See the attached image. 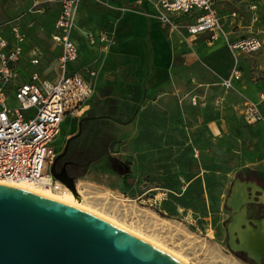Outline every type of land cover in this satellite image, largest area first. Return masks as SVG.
I'll return each mask as SVG.
<instances>
[{
    "label": "rangeland",
    "instance_id": "rangeland-1",
    "mask_svg": "<svg viewBox=\"0 0 264 264\" xmlns=\"http://www.w3.org/2000/svg\"><path fill=\"white\" fill-rule=\"evenodd\" d=\"M31 1L0 0V35L11 42L6 25L23 20L28 46L41 48L49 57V66L51 48L38 28L48 29L59 3L52 2L39 18L29 12L38 9L30 7ZM217 3L221 22L216 29L195 37L180 29L183 40L178 43L175 75L181 85L178 94L191 90L197 97L180 103L176 96L159 97L154 90L147 94L150 98L143 99L134 113L139 134L130 145L134 161L122 157L119 161L110 155L115 142L107 126L109 154L85 170L86 182L79 184L95 205L191 264H249L228 250L223 224L233 180L264 179V101L258 105L262 121L247 120L246 114L248 106L258 101L257 91L264 94V0ZM84 5L86 15L80 23L102 33L109 31L118 15L136 10L134 0H95ZM250 39L257 40L261 48L250 53L233 48ZM234 70L239 71V78L232 88L222 86ZM28 71L26 66L18 70L20 74ZM108 94L100 91L101 97ZM107 106L122 109L120 123H127L129 107L117 100L97 101L94 113L108 118L114 112ZM83 112L71 117L77 122ZM73 128L70 117L60 124L50 144L56 154L63 150L65 135ZM127 138L125 132L120 141L124 148ZM133 164L131 180H127L129 173H125ZM88 165L79 164L80 172Z\"/></svg>",
    "mask_w": 264,
    "mask_h": 264
},
{
    "label": "crops",
    "instance_id": "crops-1",
    "mask_svg": "<svg viewBox=\"0 0 264 264\" xmlns=\"http://www.w3.org/2000/svg\"><path fill=\"white\" fill-rule=\"evenodd\" d=\"M41 1H43V4L40 11L36 9L29 10L30 14H34L39 18L45 14L46 9L52 2L58 1L59 3L60 0ZM87 1L95 0H82L79 5L76 27L71 35L72 40L78 47V58L69 68L72 72H81L84 68H90L97 72V77L93 82V94L82 108L84 112L79 120L80 122H75V119L73 120L70 115H66L61 122L63 123L67 117H70L75 128L66 133L64 148L57 153V160L61 163V171L64 170L67 176L73 179L75 186L79 183L82 186V183L86 182L85 170L102 162L109 154L107 126H110L113 132L112 141L115 142V149L110 155L116 156L119 161L123 159L134 161L135 153L130 145L133 139L139 135L136 132L137 116L135 117L134 113L142 104L143 99L148 100L150 98H147V94L154 90L159 97L176 96L180 103L197 97L193 95L191 90L179 95L181 85H179L180 83L176 79L177 76H175L178 71L176 64L178 43L183 40V37H180V29L184 30L187 36L195 37L189 35L183 27L187 24V21L181 23V19L175 18L173 20L177 23L178 28H171L157 19V12L149 3L134 0L136 10L125 11L118 15L109 31L103 32L109 42L102 44L96 42V44L90 45L86 34L92 33L97 36L102 32H99L97 28L80 23L81 18L86 15L84 3ZM31 3L33 2L31 1ZM217 4V0H215L216 9ZM59 11L60 3L48 29L45 31L42 26L38 28V31L46 36V43L51 48L53 57L49 66L47 65L49 57L41 48L28 46L25 38L19 43L21 57L16 69L18 71L23 66L29 68V71L25 74L18 72L21 80L26 81L32 72H37L41 79L50 82H55L58 79L57 58L60 54V47L51 42L50 34ZM218 18L220 23L221 18L219 15ZM13 25L18 26L20 32L25 36L23 20L18 19L8 23L6 30L9 33ZM204 33L206 32L196 36ZM11 41L14 40L11 38ZM100 46H105L106 51L100 52ZM188 48L190 49L189 46ZM32 58H38L37 65L31 64ZM53 63L55 65L52 66ZM45 67L46 69H44ZM229 79L232 88L237 79L231 76ZM102 90H107L109 94L101 97L100 91ZM257 96L258 101L255 104L260 106L264 101V94L257 91ZM103 99H109L113 102L117 100L127 104L129 107V111H127L129 120L125 125L120 123L124 116V111L120 108L115 110L114 107L109 108L107 106L109 111L114 112L111 115L112 117L109 116L108 118L107 115L101 117L99 114L94 113L95 103ZM125 132L128 137L127 140L129 139L126 148L120 143L124 139ZM94 140L95 142L98 141V144ZM87 142H89L88 146ZM82 163H88L89 165L84 168L83 172H80L79 164ZM133 168L134 164L126 171L125 174L129 173L126 177L127 180H131Z\"/></svg>",
    "mask_w": 264,
    "mask_h": 264
},
{
    "label": "built area",
    "instance_id": "built-area-1",
    "mask_svg": "<svg viewBox=\"0 0 264 264\" xmlns=\"http://www.w3.org/2000/svg\"><path fill=\"white\" fill-rule=\"evenodd\" d=\"M82 0H60V11L50 34L52 43L60 47L57 58L59 76L55 82L41 79L32 72L26 81L19 78L16 69L21 57L24 35L13 25L9 41L0 35V181L34 182L53 191L69 190L51 174V167L57 154L50 144L59 133V126L66 115L82 111L84 103L93 94V82L97 72L84 68L72 72L70 65L78 58V47L72 40L76 27L79 5ZM149 3L157 12V19L171 28H178L171 15L187 21L183 27L191 36L209 32L219 26L215 0H137ZM32 7L41 10L43 1L32 0ZM88 44L109 42L107 36L99 33L86 34ZM257 40L250 39L233 45L248 53L260 48ZM100 46V52L106 51ZM32 65L38 58H32ZM231 77L238 79L239 71ZM222 85L231 87L230 79ZM15 104L10 106L9 104ZM247 120L261 121L257 104L247 108Z\"/></svg>",
    "mask_w": 264,
    "mask_h": 264
},
{
    "label": "water",
    "instance_id": "water-1",
    "mask_svg": "<svg viewBox=\"0 0 264 264\" xmlns=\"http://www.w3.org/2000/svg\"><path fill=\"white\" fill-rule=\"evenodd\" d=\"M54 160V164L57 161ZM51 174L71 192L72 178L64 170ZM249 186V185H246ZM251 186V185H250ZM238 180L231 188L226 206L236 209ZM232 198L234 200L232 201ZM233 216L228 227L229 245L236 250L242 235ZM244 223L247 224L245 221ZM258 225V222L253 221ZM256 264H264V233H257ZM0 264H182L157 248L131 236L93 215L20 189L0 185Z\"/></svg>",
    "mask_w": 264,
    "mask_h": 264
},
{
    "label": "flooded vegetation",
    "instance_id": "flooded-vegetation-1",
    "mask_svg": "<svg viewBox=\"0 0 264 264\" xmlns=\"http://www.w3.org/2000/svg\"><path fill=\"white\" fill-rule=\"evenodd\" d=\"M58 155V154H57ZM57 157V156H56ZM55 171L59 173L61 171L60 161H56L54 164ZM235 180H238L239 190L237 192L238 198L236 199V209L234 212L226 206L227 199L231 194V188L234 185ZM249 185V186H246ZM251 185V186H250ZM234 198H232V201ZM235 201V200H234ZM225 206L228 210V216L223 224L225 232L226 246L228 250L234 254V256L244 259L249 264H256L251 256H257V252L253 249L257 246L256 241L251 240L257 233H264V179H257L251 177H238L235 178L231 184L230 190L225 200ZM233 216H237L239 220L238 227L235 229L234 235L238 234V231L245 236H249L251 239H247L244 242L235 237L236 250L233 251L229 245V233L228 227L232 222ZM247 222L244 223V222ZM253 221L258 222V225L254 224ZM264 246V243H263ZM264 249V248H263ZM261 263L263 264L262 260Z\"/></svg>",
    "mask_w": 264,
    "mask_h": 264
},
{
    "label": "bare ground",
    "instance_id": "bare-ground-1",
    "mask_svg": "<svg viewBox=\"0 0 264 264\" xmlns=\"http://www.w3.org/2000/svg\"><path fill=\"white\" fill-rule=\"evenodd\" d=\"M0 185L30 192L40 197L79 209L101 220H104L105 222L111 224L112 226L157 248L158 250L162 251L163 253L167 254L168 256L172 257L173 259L179 261L182 264H191L178 253L166 248L164 245L154 240L153 238L149 237L148 235H145L140 230H137L134 227H130L119 222L114 214H111L105 211L102 207L95 205L97 203L96 202L95 204L93 203L94 200L92 201L91 199L92 197L88 195L89 193H87V189L84 190L80 189V184L76 185L75 193L65 188H61L59 191H53L50 188H47L41 184H37L34 182H10L6 180H1Z\"/></svg>",
    "mask_w": 264,
    "mask_h": 264
}]
</instances>
